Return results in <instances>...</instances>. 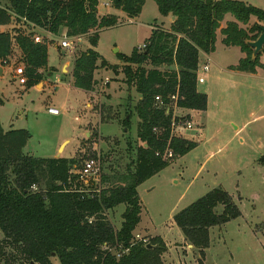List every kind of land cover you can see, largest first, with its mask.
Instances as JSON below:
<instances>
[{
	"label": "trees",
	"instance_id": "trees-1",
	"mask_svg": "<svg viewBox=\"0 0 264 264\" xmlns=\"http://www.w3.org/2000/svg\"><path fill=\"white\" fill-rule=\"evenodd\" d=\"M99 1L7 0L0 5V27L15 20L25 31L12 35L0 28V65L10 56L14 42L22 54L24 84L27 88L35 85L47 67V44L33 40L32 27L54 35L65 27L68 37L84 35L91 45L74 58L71 76L75 87L93 90L94 71L99 65L108 66L95 50L99 31L118 22L114 14H98ZM108 1L128 18L137 17L145 2ZM154 1L161 15L174 17L169 28L154 24L141 50L135 47L129 55L116 54L126 63V83L141 96L134 106L140 144L132 170L118 175L117 184L98 190L84 185L72 170L78 160L26 154L23 149L29 131L5 130L0 123V264H53L52 257L60 264H164L160 238L143 242L133 234L141 212L137 187L197 145L172 133V120L188 117H173L172 106L206 110L207 95L197 90V68L200 53L215 50L218 29L224 45L237 46L246 53L231 69L253 73L261 66L264 45L252 57L253 49L246 41L255 40L261 32L264 10L242 0ZM227 14L234 19L221 27ZM250 17L257 21L248 28L239 26L247 25ZM174 94L173 101L170 96ZM155 96L161 98L162 105L156 104ZM128 123L127 118L125 126ZM167 151L171 156L165 155ZM107 180L101 176V182ZM39 183L45 188H34ZM119 204H125V209L120 227L115 229L105 211ZM219 205L222 209L217 212ZM240 214L231 195L218 186L177 211L172 219L184 239L204 257L209 229Z\"/></svg>",
	"mask_w": 264,
	"mask_h": 264
},
{
	"label": "rangeland",
	"instance_id": "rangeland-1",
	"mask_svg": "<svg viewBox=\"0 0 264 264\" xmlns=\"http://www.w3.org/2000/svg\"><path fill=\"white\" fill-rule=\"evenodd\" d=\"M246 1L264 10V0ZM6 2L0 0V5ZM106 3L108 0H102L99 12L117 15L118 22L99 33L95 49L108 66L99 65L94 71L97 82L93 90L84 92L65 79L73 68L71 61L91 47L86 36L67 37L69 47H62L61 33L53 36L52 41L35 30L33 36L39 37L38 42L48 45L51 65L42 71L41 81L27 88L13 77L15 67L24 68L22 54L14 42L10 56L1 65L6 67L4 75L0 76V117L6 129L11 125L29 131L24 153L78 160L72 166L75 174L87 160L94 159L95 172L89 176L87 185L96 190L117 184L118 175L132 170L140 144L136 137L138 117L134 112L137 94L126 83L123 72L126 63L114 50L125 55L137 46L141 50L151 25L169 23L168 15L159 13L154 0H145L134 19ZM227 19L234 18L225 15L221 24ZM256 21L250 17L247 25L238 24L248 28ZM4 28L12 35L25 31L15 20ZM217 38L210 60L206 57L199 60L200 66L205 61L209 66L207 72H200L205 81L197 83L199 91L208 95V110L194 116L192 128H185V132L181 127L174 129L179 136L192 137L197 145L137 187L141 220L133 234L143 242L160 238L164 245L160 258L164 264H264V70L259 76H252L228 69L238 62L239 49L224 45L220 32ZM64 61L71 63L65 67L71 69L61 73L60 63ZM261 61L264 62V52L259 61L264 67ZM261 66L258 69H264ZM48 107L59 113H49ZM180 115L175 109L173 116ZM127 118L129 123L125 126ZM103 175L108 180L101 182ZM218 186L231 195L241 214L209 229V246L203 257L183 238L172 216ZM39 187L45 188L44 183L34 186ZM124 209L125 204H119L105 211L115 229L122 221ZM221 209L220 205L216 207L217 212ZM51 260L60 264L56 257Z\"/></svg>",
	"mask_w": 264,
	"mask_h": 264
},
{
	"label": "crops",
	"instance_id": "crops-1",
	"mask_svg": "<svg viewBox=\"0 0 264 264\" xmlns=\"http://www.w3.org/2000/svg\"><path fill=\"white\" fill-rule=\"evenodd\" d=\"M243 1V0H242ZM244 2L245 3H248V1H246V0H244ZM102 3V0H100L99 1V4H98V7H97V11H98V14L99 15H104V14H101L100 12H99V5ZM249 4V3H248ZM105 5H109V6H111L110 5V3H109V1H108V3H106ZM112 7V6H111ZM108 14V13H107ZM140 14V13H139ZM106 15V14H105ZM115 15V14H114ZM228 15V14H227ZM115 16H117V15H115ZM118 17V16H117ZM138 17V16H137ZM137 17H135V18H137ZM167 18H168V20H169V23H168V25L167 26H165L164 24H163V22H161V23H154V24H156V25H159V26H161L162 28H164V29H168L169 28V26H170V24H171V22L174 20V17L171 15V14H168V16H167ZM134 19V18H133ZM229 19H227L226 21H228ZM254 23V22H253ZM262 26H264V24H263V22H259ZM153 24V25H154ZM153 25H151L150 27V32H151V29H152V27H153ZM221 27H224L225 26V24H221L220 25ZM5 26H1L0 28L2 29V30H4L5 28H4ZM35 30H40L43 34H45V36L46 37H49V39L50 40H52L53 41V39H52V37L53 36H55L54 34H51L49 31H46V30H44V29H42V28H39V27H37V26H34V27H32V32L33 31H35ZM102 31V30H101ZM101 31H99V33L101 32ZM59 33H61L62 34V36L64 37V36H66V37H68L67 35H66V28L65 27H60L59 28V32L57 33V34H59ZM56 34V35H57ZM219 34V32H216V41H217V35ZM150 35V34H149ZM62 37V38H63ZM73 37H75V36H73ZM76 37H85L84 35H81V36H76ZM149 37V36H148ZM69 38H71V37H69ZM220 39H222V35L220 34ZM98 43V42H97ZM216 43V42H215ZM57 46H59L58 44H57ZM143 46H144V44H143ZM96 47V46H95ZM142 47V46H141ZM236 48H238L239 49V47H237V46H235ZM136 48H140V46H137ZM215 48H216V46H215ZM87 49V48H86ZM96 50V49H95ZM97 51V50H96ZM115 52H118L119 53V51H118V49H115L114 50ZM239 51V56H238V61H239V59L240 58H243L244 56H245V54L243 53V52H241L240 51V49L238 50ZM98 52V51H97ZM99 53V52H98ZM214 52H211V53H209V54H206V53H203V52H201L200 53V55H199V60H200V58L201 57H206L205 59H207V60H210V56L213 54ZM100 54V53H99ZM101 55V54H100ZM123 55H125V54H123ZM102 56V55H101ZM103 57V56H102ZM73 62V60L71 61V63ZM262 62V61H261ZM70 62H68V61H64V62H61L60 63V72L61 73H63L64 71H66V72H68L69 71V69H71V68H65V67H69V65L71 64ZM109 63V62H108ZM238 63V62H237ZM236 63V64H237ZM263 64H264V62H262ZM236 64H232V65H229L228 66V69H230L231 71H235V73H238V74H244V73H247V74H250V75H252V76H259V73H260V71L261 70H264V69H258L259 67H257V69H256V71L255 72H253V73H251V72H245V71H239V70H235V69H231L230 68V66H234V65H236ZM115 65V64H114ZM47 66H51V65H49V63H48V45H47ZM52 67H54L55 69L57 68V67H55V66H52ZM0 76H3L4 75V69L6 68L5 66H1L0 65ZM53 68V69H54ZM264 68V67H263ZM162 69H164V68H162ZM209 70V69H208ZM72 71V70H71ZM65 73V72H64ZM64 75V74H63ZM202 76V75H201ZM96 78V77H95ZM204 78V77H203ZM65 79H68V81L70 82V85L72 86V87H75L74 85H73V79H72V76H71V73H70V75H69V77H67V78H65ZM204 81H205V78H204ZM97 82V81H96ZM77 88V87H76ZM80 89V88H79ZM82 90V89H81ZM197 90L199 91V89H198V85H197ZM82 91H84V90H82ZM85 92V91H84ZM200 92H204V91H200ZM205 93V92H204ZM136 94H137V99L139 100L140 98H141V96H140V94L139 93H137L136 92ZM206 95H207V93H206ZM137 100V101H138ZM173 108H172V110H173V112L175 113V109L176 110H178V112L179 113H181L182 115H180V116H184V115H188V117H187V120H189L191 123L193 122V118H194V116H196V115H199V114H201V113H206L207 112V110H208V95H207V108H206V110H203V111H200V110H194V109H185V108H178V107H176V106H172ZM173 117H175V116H173ZM0 123H1V126L3 127V129H5V130H8V129H6L4 126H3V123H2V120H1V117H0ZM202 123V122H201ZM10 124H12V123H10ZM192 125H193V123H192ZM198 125V124H197ZM203 124H201V126H202ZM200 126V125H199ZM192 128V127H191ZM235 128H237V127H235ZM9 129H14V128H12V126L10 125V127H9ZM184 129L185 128H183L182 129V132L184 131ZM190 129V128H189ZM238 131V130H237ZM185 132V131H184ZM172 133L173 134H175V132L174 131H172ZM176 135H178V134H176ZM179 136V135H178ZM182 137H184V138H186V139H189V140H193V141H195L192 137L190 138V137H188V136H186V135H183ZM65 140H63L61 143H63ZM60 143V144H61ZM60 147V146H59ZM59 147H58V150H59ZM140 220H141V217H140ZM140 222V221H139ZM121 224V223H120ZM120 224H119V227H120ZM138 225H139V223L137 224V226H136V228L135 229H137L138 228ZM118 227V228H119ZM117 228V229H118ZM184 238V237H183ZM182 238V239H183Z\"/></svg>",
	"mask_w": 264,
	"mask_h": 264
},
{
	"label": "built area",
	"instance_id": "built-area-1",
	"mask_svg": "<svg viewBox=\"0 0 264 264\" xmlns=\"http://www.w3.org/2000/svg\"><path fill=\"white\" fill-rule=\"evenodd\" d=\"M33 40L35 42L39 41V37L38 36H33ZM60 46L62 47H69V41L67 40V37L64 36L62 38V40L60 41ZM6 62V61H5ZM209 69L208 66V62H204V64L202 66L198 65L197 68V83H203L204 82V78L203 76L200 75V72H207ZM13 73V77L14 78H18L19 83L24 84L26 82V77H25V72H24V68L21 66H17L13 69L12 71ZM171 100H175L176 99V95H171L170 96ZM155 102L158 105H162V101L161 98L159 96H155ZM169 110L168 107H166V112ZM47 111L51 114H58L59 111L54 108V107H48ZM176 117V116H175ZM179 118V116H178ZM191 128L192 127V123L185 119V120H180V119H173L171 122V130L174 131L175 128ZM166 156H171V151H167L165 153ZM95 161L94 159H89L87 160L84 165L82 166V168L80 169V171L78 172L79 174V180L84 184L87 185L88 183V178L89 176H92V174L95 172Z\"/></svg>",
	"mask_w": 264,
	"mask_h": 264
},
{
	"label": "water",
	"instance_id": "water-1",
	"mask_svg": "<svg viewBox=\"0 0 264 264\" xmlns=\"http://www.w3.org/2000/svg\"><path fill=\"white\" fill-rule=\"evenodd\" d=\"M246 43L249 47L253 49L252 57H255L262 50L264 45V26L261 27V32L259 33L258 37L255 40L246 41Z\"/></svg>",
	"mask_w": 264,
	"mask_h": 264
}]
</instances>
